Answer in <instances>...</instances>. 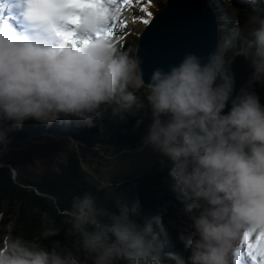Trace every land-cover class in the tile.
Returning <instances> with one entry per match:
<instances>
[{"label": "clouds", "instance_id": "1", "mask_svg": "<svg viewBox=\"0 0 264 264\" xmlns=\"http://www.w3.org/2000/svg\"><path fill=\"white\" fill-rule=\"evenodd\" d=\"M101 22L86 12L81 30ZM37 23L54 36L49 25ZM230 49L233 58L250 62L251 81H264V15L253 10L244 28L234 24L207 62L186 53L168 71L154 69L148 83L132 49L103 39L79 49L61 42L41 47L0 24V121L18 130L29 119L51 126L71 117L92 127L103 105L123 116L146 101L152 122L143 144L172 162L169 175L192 221V235H179L189 249L187 264H233L245 232H264V106L249 89L231 99ZM64 214L77 237L71 248L57 240L49 251L8 235L0 264H163L164 258L185 264L178 254L163 253L155 231L164 232L160 215L142 225L132 218L139 215L138 201L123 202L109 215L85 192ZM59 232L45 227L41 236L46 241Z\"/></svg>", "mask_w": 264, "mask_h": 264}, {"label": "trees", "instance_id": "2", "mask_svg": "<svg viewBox=\"0 0 264 264\" xmlns=\"http://www.w3.org/2000/svg\"><path fill=\"white\" fill-rule=\"evenodd\" d=\"M146 2L149 3V0ZM164 2L165 0H150L152 14L159 11L164 6ZM219 2H227L237 10L224 23L220 22V26L224 27L223 35L228 34V30L234 24L244 28L247 17L253 10L264 15L262 11L264 0H219ZM215 9L220 17L218 5H215ZM136 43L137 38L134 44L123 42L116 44L119 47L122 45L123 50H128L131 47L135 48ZM229 70L234 81L231 99L238 96L242 89H249L259 97L261 105L264 106V81L250 80L253 71L250 62L243 56H235L231 60ZM231 99L224 110L225 114L230 110ZM113 108L114 105H103L100 116L94 118L92 127L71 117L67 121L61 118L51 126L29 119L18 130H9L11 122L0 121V132L6 134V141L40 136L50 139L51 135L71 137L77 143L76 148L72 145L65 149L63 154L59 152L55 168L42 169L36 166L31 155L25 154L3 162L11 166L15 176L12 175L10 168L0 167V245L5 236L11 235L12 238L19 237L25 242L44 247L49 251L51 242L57 240L71 248L77 237L70 233L71 225L66 223L69 217L64 213L71 209L74 196L91 192L97 200V205L109 215L116 213L121 203L124 202L131 207L137 201L139 215L132 218L138 224L142 225L145 219L160 215L164 232L161 233L158 228H155V231L163 253H176L187 264L189 249L179 239V235L183 233L186 237L191 236L194 229L190 214L185 212V204L175 190L176 182L169 175L171 167L157 174L149 171L123 182L103 183L81 166L80 159L85 166L84 160L87 154L93 161H99L102 157L98 152L99 148L137 149L143 145V137L152 122L151 110L147 107V102L145 101L143 109L134 108L132 113H125L123 116L115 114ZM46 157L51 161L52 155ZM103 219L104 222H109L107 216ZM45 227H56L60 232L45 241L41 236ZM163 264H175V262L164 258Z\"/></svg>", "mask_w": 264, "mask_h": 264}, {"label": "water", "instance_id": "3", "mask_svg": "<svg viewBox=\"0 0 264 264\" xmlns=\"http://www.w3.org/2000/svg\"><path fill=\"white\" fill-rule=\"evenodd\" d=\"M220 28L218 14L207 0H165L164 6L152 15L151 23L144 25L135 46L134 53L142 61L145 83L150 81L154 69L160 67L168 71L171 66L178 65L186 53H195L207 62L209 54L217 51ZM72 142L76 148L77 143ZM80 163L83 169L101 181L85 168L82 159ZM171 166L172 162L166 159L156 165L153 172L161 173ZM0 167L10 168L15 176L9 164L0 163Z\"/></svg>", "mask_w": 264, "mask_h": 264}, {"label": "rangeland", "instance_id": "4", "mask_svg": "<svg viewBox=\"0 0 264 264\" xmlns=\"http://www.w3.org/2000/svg\"><path fill=\"white\" fill-rule=\"evenodd\" d=\"M216 3L220 8V21L223 23L226 19H229L230 15H234L237 11L235 7L227 2H219V0H216ZM130 7H132L135 14L139 15L136 16L138 20L129 16H122L127 26L123 29L114 30L117 36L123 37L122 40H117L116 43L134 44L144 27L141 18H147V14L143 9L147 8L148 11L152 12L151 4L146 2V0H133V4ZM124 17H127V19ZM222 30H224L223 26H221L220 43L228 35H223ZM86 35L87 33L85 31H78V36L84 37ZM129 49L135 52L134 47ZM227 52H225V56L227 55L226 59L233 58V50L230 49L229 53ZM49 137L50 139L40 136L25 140H7L6 142L0 143V163L25 154L31 155L36 166L42 169L49 167L55 168L56 160H58V156L60 155L59 152L63 154L65 149L72 147L73 142L68 137ZM98 152L102 155L99 161H93L92 157L87 154L84 162L86 161V168L95 172L98 178L104 183L123 182L142 173L153 171L156 165L167 159L159 152L154 151L150 146H143L141 149L102 147L99 148ZM47 155H52L51 161L47 159Z\"/></svg>", "mask_w": 264, "mask_h": 264}, {"label": "snow or ice", "instance_id": "5", "mask_svg": "<svg viewBox=\"0 0 264 264\" xmlns=\"http://www.w3.org/2000/svg\"><path fill=\"white\" fill-rule=\"evenodd\" d=\"M132 4L133 0H28L31 19L46 23L63 45L76 49L102 39L117 45L116 41L123 37L117 36L114 30L127 26L122 19V8ZM143 11L147 18H141V22L148 25L153 14L147 8ZM86 12L95 13L102 18V22L95 30L85 31L87 35L80 37L78 31ZM233 264H264V232H245L234 253Z\"/></svg>", "mask_w": 264, "mask_h": 264}, {"label": "bare ground", "instance_id": "6", "mask_svg": "<svg viewBox=\"0 0 264 264\" xmlns=\"http://www.w3.org/2000/svg\"><path fill=\"white\" fill-rule=\"evenodd\" d=\"M207 1L215 8V5L213 3L215 0H207ZM7 10L9 11V10H11V8L9 7ZM216 12H217V10H216ZM122 16H129V17H131V18H133L135 20H138V19H136V16H139V15L135 14V12L132 9V7L126 6V7H123L122 8ZM4 22H7L8 25H13L14 24V22L10 19V17L9 16H6V15L0 17V24H3ZM219 22H221L220 21V18H219ZM16 28H17V30L19 29L17 25H16Z\"/></svg>", "mask_w": 264, "mask_h": 264}]
</instances>
